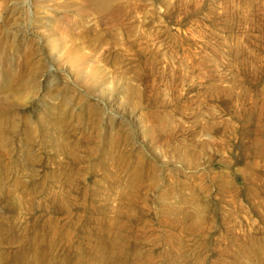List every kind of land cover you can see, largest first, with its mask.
I'll use <instances>...</instances> for the list:
<instances>
[{
    "label": "rangeland",
    "instance_id": "obj_1",
    "mask_svg": "<svg viewBox=\"0 0 264 264\" xmlns=\"http://www.w3.org/2000/svg\"><path fill=\"white\" fill-rule=\"evenodd\" d=\"M0 29V264H264V0H0Z\"/></svg>",
    "mask_w": 264,
    "mask_h": 264
},
{
    "label": "bare ground",
    "instance_id": "obj_2",
    "mask_svg": "<svg viewBox=\"0 0 264 264\" xmlns=\"http://www.w3.org/2000/svg\"><path fill=\"white\" fill-rule=\"evenodd\" d=\"M102 3H106L108 0H100ZM9 39V31L0 29V55H7L5 51V40ZM10 63L7 60H0V96L6 98L7 95L11 94V91L15 90V84H9L7 73H11L8 65ZM25 71L19 72L16 76V82L23 77Z\"/></svg>",
    "mask_w": 264,
    "mask_h": 264
}]
</instances>
